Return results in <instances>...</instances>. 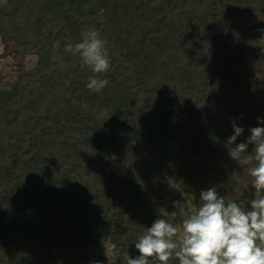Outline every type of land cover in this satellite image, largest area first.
Returning <instances> with one entry per match:
<instances>
[{"label": "trees", "instance_id": "trees-1", "mask_svg": "<svg viewBox=\"0 0 264 264\" xmlns=\"http://www.w3.org/2000/svg\"><path fill=\"white\" fill-rule=\"evenodd\" d=\"M85 1L0 0L5 49L12 47L16 60L37 57L28 92L15 99L21 77L12 91L0 90V264H66L56 248L70 237L116 247V264H126L155 219L179 226L175 201L152 209L145 188L149 180L179 177L182 156L203 162L227 139L225 127L205 129L201 112L185 101L206 98L212 109L209 91L227 80L231 63L218 65L204 53L225 45L217 48L223 57L250 40L264 56L257 14L264 0H104L97 7ZM244 2H256L257 10L243 9ZM195 17L190 30L184 23ZM89 28L106 41L107 73H92L65 51ZM197 28L192 44L187 36ZM94 75L108 80L99 93L87 88ZM177 101L186 105L184 119L172 126ZM103 111L104 122H96ZM111 155L128 163L125 178L101 170ZM163 210L177 217H161Z\"/></svg>", "mask_w": 264, "mask_h": 264}, {"label": "rangeland", "instance_id": "rangeland-1", "mask_svg": "<svg viewBox=\"0 0 264 264\" xmlns=\"http://www.w3.org/2000/svg\"><path fill=\"white\" fill-rule=\"evenodd\" d=\"M104 0H87L92 6L97 7L98 3ZM210 2L211 0H204ZM220 1V0H219ZM83 2H86L83 0ZM192 2V0H190ZM208 6V4H206ZM243 9L250 11L257 10L258 4L241 3ZM264 9V8H263ZM87 10V7L85 8ZM260 20L264 21V12L257 13ZM191 23L185 21V25L191 30V27L197 24L196 20ZM256 22V18H252ZM242 34H247L246 27L239 26ZM212 30V29H211ZM199 28L196 31H189L188 39L190 43L197 44ZM204 31V28H203ZM264 31V30H263ZM210 35V32L207 33ZM240 41V40H239ZM247 42H239V45L224 51L223 57H220L219 51L224 50L225 45H219L215 49H207L205 55L218 65L231 66L225 82H220L218 92L214 93L211 89L207 97L212 96L211 102L213 108L207 106V99H199L191 96L185 97L186 103L191 108H195L202 114L203 127L206 129H224L220 134L222 138L217 146V153L208 152L204 161L185 155L182 156L177 169L179 177H171L167 184L163 181H148L145 188L146 202L152 209H159L170 205L173 201L179 202L177 208L178 217L181 221L187 217L200 203V193L215 187L218 197H224L225 200H235V202L245 205L249 208L248 201L255 198V189L251 185L252 177L248 169L251 164L241 166L229 155L228 138L233 134L232 123L244 129L241 136L231 145L245 142L250 136L249 129L253 127H264V124L258 122L257 118L264 120V56L257 54L254 47ZM236 48H235V47ZM248 51V52H247ZM250 52V54H249ZM250 59V61H249ZM37 57L26 55L23 60H16L14 49L8 50L0 38V90L10 92L13 90L14 83L21 77L23 79L22 87L17 93V98L22 96L23 91L28 92L27 86H32L30 72L36 68ZM253 70V76L250 71ZM210 72V71H209ZM136 92L133 87L132 93ZM139 98V108L144 107L143 94L136 93ZM174 107L172 126L180 125L184 119L185 103L177 101ZM136 109L133 108V111ZM105 112L96 115V122H104ZM224 125V126H222ZM228 136V137H225ZM131 147L133 144H130ZM253 145L249 144L245 156L252 155ZM211 154V155H210ZM102 171L107 174L123 179L128 175V163L118 155H111L102 165ZM190 180V182H187ZM195 182V183H192ZM59 256L66 264H116L119 250L109 244H97L93 241H82L74 237L67 239L64 245L56 248Z\"/></svg>", "mask_w": 264, "mask_h": 264}, {"label": "clouds", "instance_id": "clouds-1", "mask_svg": "<svg viewBox=\"0 0 264 264\" xmlns=\"http://www.w3.org/2000/svg\"><path fill=\"white\" fill-rule=\"evenodd\" d=\"M80 35V42L66 45L65 51L79 56L82 66L92 73H107L109 55L99 31L89 28ZM107 84V79L94 75L88 78L87 88L99 93ZM232 128L227 141L230 157L241 166L252 165L248 172L255 198L247 202L250 207L218 197L215 187L202 191L198 207L179 226L157 218L145 228L135 242L139 255L127 256L126 264H170L173 259L178 264H264V127L250 128L248 139L235 147L231 145L244 129L234 122ZM249 144L252 155L245 156ZM173 205L178 208L180 204ZM169 216L175 219L177 213L161 212V217Z\"/></svg>", "mask_w": 264, "mask_h": 264}]
</instances>
